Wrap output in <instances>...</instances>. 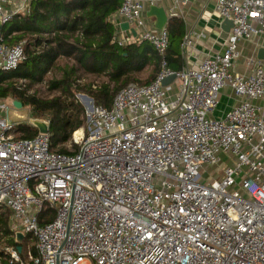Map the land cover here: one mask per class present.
<instances>
[{"label": "built area", "instance_id": "1", "mask_svg": "<svg viewBox=\"0 0 264 264\" xmlns=\"http://www.w3.org/2000/svg\"><path fill=\"white\" fill-rule=\"evenodd\" d=\"M30 1L0 0V23ZM171 1L170 19L194 0ZM214 10L232 22L222 51L173 72L166 26L148 29L143 0H121L113 43L147 42L160 71L119 90L110 109L81 94L86 126L54 151L48 133L16 139L15 108L0 99V207L14 241L29 236L37 251L22 260L6 245L8 264H264V61L241 46L261 47L264 0H215ZM115 17L135 35H121ZM24 59L23 43L0 36V71ZM225 90L236 104L212 118ZM45 207L55 217L39 225Z\"/></svg>", "mask_w": 264, "mask_h": 264}, {"label": "trees", "instance_id": "2", "mask_svg": "<svg viewBox=\"0 0 264 264\" xmlns=\"http://www.w3.org/2000/svg\"><path fill=\"white\" fill-rule=\"evenodd\" d=\"M120 6L121 0H31L27 14L12 17L1 29L0 36L6 45L23 43L25 59L14 71H0V99L11 97L22 107L30 108V117L48 121L51 151L70 140L86 122L84 109L75 100L77 93L88 94L95 106L110 109L119 90L129 84H151L160 71V58L147 42L124 47L113 43L115 27L112 17ZM166 31V66L177 72L185 66L181 52L185 27L180 19L171 18ZM61 60L69 63L59 68ZM55 67L61 71V77L49 81L48 89L59 91L60 96L42 100L27 94ZM148 69L145 80L136 79L135 75ZM79 73L103 75L108 83L92 91L89 85L77 83ZM110 84L114 87L111 88ZM16 133V139H32L38 135L37 129L27 124L17 125ZM59 152L66 154L64 149ZM54 217V209L45 207L38 216V223L44 225L52 222ZM1 241L14 248L20 246L21 258L26 245L32 241L31 253L37 255L34 240L29 236H25L21 244L14 241L10 212L0 207ZM0 257L2 264H8L2 252Z\"/></svg>", "mask_w": 264, "mask_h": 264}, {"label": "crops", "instance_id": "3", "mask_svg": "<svg viewBox=\"0 0 264 264\" xmlns=\"http://www.w3.org/2000/svg\"><path fill=\"white\" fill-rule=\"evenodd\" d=\"M214 4L215 0H194L188 5H179L174 8V12L178 15L177 18L183 22L185 27V36L181 45V52L184 64L187 66H193L200 60L219 53L223 49L224 42L230 31V26L225 24V20L218 17L214 10ZM143 6L144 19L147 27L148 29H154L155 18H148L146 16L149 7L156 6L163 8L169 16L174 4L171 0H143ZM114 21L116 29L122 33L121 35H127L131 32L130 30L132 28L125 29L122 27L124 22L120 18L115 17ZM258 44L262 47L264 40H261ZM241 46L245 49L244 57L254 54V50L259 48L258 46L256 47V42L245 43ZM241 71H244V69H241ZM224 92L227 93L230 99V105L225 107L226 109L219 116H222L224 112L236 104V99L232 98L230 92L228 90ZM214 114H216V109Z\"/></svg>", "mask_w": 264, "mask_h": 264}, {"label": "rangeland", "instance_id": "4", "mask_svg": "<svg viewBox=\"0 0 264 264\" xmlns=\"http://www.w3.org/2000/svg\"><path fill=\"white\" fill-rule=\"evenodd\" d=\"M66 63H69V62H66L65 60H61L58 62V66L59 68H61L64 64ZM59 68L55 67L53 68L49 73H47L43 79V81L39 84H36L34 86H32L30 89H29V94L31 95H35L37 98L39 99H42V100H49V99H52L54 97H58L60 96V92L57 91V90H54V91H50L48 89V82L51 81V80H54V79H59L61 77V71L59 70ZM149 72V69L144 71L141 75H135L136 79L139 80V81H143L146 79L147 77V74ZM78 76H80V79H79V83L80 85H90L92 83H97L99 85H102V84H107L108 83V80L105 76H93V75H87V74H82V73H79ZM25 84V82L23 83ZM111 88L114 87L113 84H110ZM224 92V91H223ZM221 93L220 95V98H219V105L218 107L216 108V114H213L211 117L212 118H217V117H220V113L222 111H224L227 107L229 106L230 104V99L227 95V93ZM83 94V93H77L76 96H75V100L77 102V104H79L83 109H84V112H85V117H87V107L86 105L84 104V102L79 98V96ZM83 95H88V94H83ZM27 109V113L25 116L23 117H17L15 119H11V121L15 122V123H18V124H27L29 126H33L35 127L33 124H32V120H40V121H47V120H44V119H35V118H32L30 117L31 116V113H30V108L29 107H22L21 109H11L9 110V118H10V113L13 112V111H16V112H24V110ZM48 122V121H47ZM86 122H87V118H86ZM86 122L84 124L83 127L86 126ZM212 173L214 172H218V170H211ZM4 212V211H3ZM6 246V242L4 241H1L0 242V251L3 250V248ZM33 246V242L30 241L28 242V245H26L25 247V251L23 252V256L25 257V252L26 250L28 249V247L31 249V247ZM24 257L22 258V260H24ZM26 259V258H25ZM83 264H88V263H83ZM90 264H92V262H90Z\"/></svg>", "mask_w": 264, "mask_h": 264}, {"label": "water", "instance_id": "5", "mask_svg": "<svg viewBox=\"0 0 264 264\" xmlns=\"http://www.w3.org/2000/svg\"><path fill=\"white\" fill-rule=\"evenodd\" d=\"M146 16L148 18H155V22L153 25L155 30L163 29L167 25L168 21L170 20L169 16L165 12V10L163 8H159L156 6L149 7V11L147 12ZM225 24L230 26V29L232 28V22L231 21L225 20ZM122 27L127 29L128 25L126 23H124V25ZM2 28H3V25L0 23V32H1ZM130 31L133 35H135V31L133 29ZM255 56H256L257 60L264 61V47L258 48ZM173 79H174V76L167 77L166 79L163 80L162 85L163 86L169 85L173 81ZM12 104H13L14 108L17 110L22 108L21 104L15 100H13ZM31 122L35 126V128L37 129V131L39 133H42V134L48 133V127L45 125L44 122H42L40 120H32ZM23 238H24V236L21 233H18L16 236L15 242L17 244H21L23 241ZM17 252L18 253L21 252L20 246H17Z\"/></svg>", "mask_w": 264, "mask_h": 264}, {"label": "clouds", "instance_id": "6", "mask_svg": "<svg viewBox=\"0 0 264 264\" xmlns=\"http://www.w3.org/2000/svg\"><path fill=\"white\" fill-rule=\"evenodd\" d=\"M12 103H13V100L11 97H9L3 101V104H5V105H11ZM26 113H27V109H25L24 112L13 111L10 113V119H15L17 117H23L26 115Z\"/></svg>", "mask_w": 264, "mask_h": 264}, {"label": "bare ground", "instance_id": "7", "mask_svg": "<svg viewBox=\"0 0 264 264\" xmlns=\"http://www.w3.org/2000/svg\"><path fill=\"white\" fill-rule=\"evenodd\" d=\"M77 135V134H76Z\"/></svg>", "mask_w": 264, "mask_h": 264}]
</instances>
